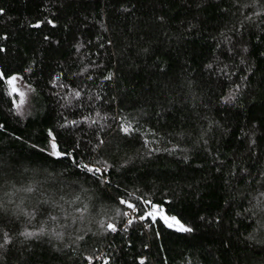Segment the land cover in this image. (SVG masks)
<instances>
[{
  "label": "trees",
  "instance_id": "trees-1",
  "mask_svg": "<svg viewBox=\"0 0 264 264\" xmlns=\"http://www.w3.org/2000/svg\"><path fill=\"white\" fill-rule=\"evenodd\" d=\"M0 9V264H264V0Z\"/></svg>",
  "mask_w": 264,
  "mask_h": 264
},
{
  "label": "snow or ice",
  "instance_id": "snow-or-ice-1",
  "mask_svg": "<svg viewBox=\"0 0 264 264\" xmlns=\"http://www.w3.org/2000/svg\"><path fill=\"white\" fill-rule=\"evenodd\" d=\"M2 11L3 10L0 9V13H2ZM49 23H51V21H49ZM12 79H15V78H12ZM9 83H12V80H9ZM77 95H78V93H77ZM123 131L128 132L129 131V128H124ZM51 148L53 150V154L54 155H56V156H60L61 155L60 152L56 151L57 145H56L55 142H53L51 144ZM83 167L85 169H87L88 171H94V172H97V173H99L101 171V169H99V168H96V169L89 168L88 165H84ZM26 191H29L30 192V191H32V189L31 188H28V189H26ZM121 203L123 204V203H125V201L121 200ZM145 203H148V202L145 201ZM128 207L129 208H133V210H135V206L132 205V204H128ZM149 215H151V213H149ZM141 218H143V217H141ZM172 220L175 222V224L179 225L178 230H180V231H191L190 228H187L184 225L180 224V222L178 220H176L175 217H172ZM129 223H131V221H129ZM168 226L169 227H172L173 225L172 224H169ZM107 227H108V229H110L112 231H115L116 230L115 229V226L113 224H109ZM44 232H45V228L44 227H41L39 229V232H24L23 235L25 236V238H31V237H34V236H37V235H41ZM9 242H10V240L6 237L5 238V241H4V244H7ZM4 244H0V248L4 247Z\"/></svg>",
  "mask_w": 264,
  "mask_h": 264
},
{
  "label": "rangeland",
  "instance_id": "rangeland-1",
  "mask_svg": "<svg viewBox=\"0 0 264 264\" xmlns=\"http://www.w3.org/2000/svg\"><path fill=\"white\" fill-rule=\"evenodd\" d=\"M11 86H12L13 90L15 92H17L20 96V112L22 114L28 112L30 110V107L32 106L31 105L32 104V98H31L32 97V91L29 89V87H27L25 84H23L18 78L12 79ZM159 214H161V213H159ZM164 219L168 225L172 224L173 225L172 227L178 230L179 225L175 224V222L172 219H170L166 216H164ZM180 224H182V223H180ZM182 225H184V224H182ZM185 227H187V226H185Z\"/></svg>",
  "mask_w": 264,
  "mask_h": 264
}]
</instances>
